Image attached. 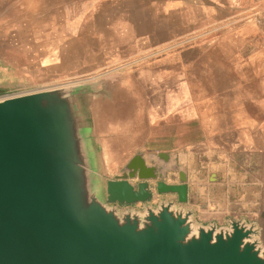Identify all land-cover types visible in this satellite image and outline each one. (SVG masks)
<instances>
[{
  "label": "water",
  "instance_id": "1",
  "mask_svg": "<svg viewBox=\"0 0 264 264\" xmlns=\"http://www.w3.org/2000/svg\"><path fill=\"white\" fill-rule=\"evenodd\" d=\"M92 86L0 99V264H264L253 226H197L177 165V185L140 156L102 180L93 122L79 108ZM149 158L156 165L169 155ZM154 191L176 200L151 208ZM139 204L143 212L122 208Z\"/></svg>",
  "mask_w": 264,
  "mask_h": 264
},
{
  "label": "crops",
  "instance_id": "2",
  "mask_svg": "<svg viewBox=\"0 0 264 264\" xmlns=\"http://www.w3.org/2000/svg\"><path fill=\"white\" fill-rule=\"evenodd\" d=\"M0 4L13 8L15 18L22 10L36 12V22L28 23L37 34L30 38L28 54L40 58L37 66L46 72H85L114 64L115 71L131 74L93 82V92L80 96V111L93 122L91 148L102 153L97 160L107 170L105 182L120 176L110 173L126 170L140 156L139 163L148 169L167 171L164 181L170 185L180 184L179 171H172L175 165L187 171L198 224H223L240 206L255 210L264 194L258 177L264 168V148L253 145L248 136H261V122L252 120L242 127L227 121L215 124L206 115V102L197 97L196 84L187 80L192 72L188 51L161 53L149 47L151 18L174 13L181 19L192 4L182 0H0ZM119 34L129 36V48L118 47ZM103 58L107 64L98 65ZM163 153L169 159L151 164L150 156ZM214 174L219 180L211 179ZM165 197L154 191L151 201Z\"/></svg>",
  "mask_w": 264,
  "mask_h": 264
},
{
  "label": "rangeland",
  "instance_id": "3",
  "mask_svg": "<svg viewBox=\"0 0 264 264\" xmlns=\"http://www.w3.org/2000/svg\"><path fill=\"white\" fill-rule=\"evenodd\" d=\"M182 1L192 5H188L183 11L181 19L174 13L151 18L152 22L147 29L150 33V50L161 53L188 51V58L192 59V72L187 73L190 77L187 80L196 84V88L194 85L192 87L196 89L199 101L206 102L207 117L213 118L215 124L224 125L227 121L230 126L238 127L253 123L252 120L256 124L260 121L261 136L252 135L248 139L257 148H264V0ZM238 4H246L247 7L240 9ZM14 14L13 8L0 4V46H4L0 47V99L70 85L116 80L119 76L131 75L125 71H115L114 64L111 67L101 66L100 64H107L104 62L107 58H103L98 64L100 67H95L93 71L46 72L45 67L37 66L40 58L28 54L30 38L37 35L30 30L33 26L29 28L28 23L36 22V12L22 10L18 13L20 17L16 18ZM8 22H11L10 26L6 25ZM38 28L39 25L34 30ZM142 28L145 33L146 27ZM15 29L19 30L15 32ZM129 39L128 35L119 34L118 47L129 48L132 43ZM90 59L95 61L97 58ZM98 61L97 59L96 62ZM99 155L102 156V153L99 152ZM102 166L101 178L106 181L107 170ZM122 171L115 170L110 174L121 175ZM183 171L187 176V171ZM234 171L232 173L235 177L237 173ZM260 172L258 177L264 182V168ZM213 176V181L219 180ZM250 181H253L251 177ZM174 200V195H166L165 199L156 198L148 204L157 209L162 202ZM183 207L194 211L190 201ZM259 207L260 215L257 214ZM122 208L143 212L145 205L138 209L135 206ZM252 209L250 205L236 208L232 211L233 216L228 217L223 224H196L227 230L231 229L232 222L243 221L257 231L253 240L264 250V194L259 203L255 202V210ZM193 219L195 220V215Z\"/></svg>",
  "mask_w": 264,
  "mask_h": 264
},
{
  "label": "bare ground",
  "instance_id": "4",
  "mask_svg": "<svg viewBox=\"0 0 264 264\" xmlns=\"http://www.w3.org/2000/svg\"><path fill=\"white\" fill-rule=\"evenodd\" d=\"M219 229V228H218ZM229 230V229H228Z\"/></svg>",
  "mask_w": 264,
  "mask_h": 264
},
{
  "label": "trees",
  "instance_id": "5",
  "mask_svg": "<svg viewBox=\"0 0 264 264\" xmlns=\"http://www.w3.org/2000/svg\"><path fill=\"white\" fill-rule=\"evenodd\" d=\"M1 93V92H0Z\"/></svg>",
  "mask_w": 264,
  "mask_h": 264
}]
</instances>
